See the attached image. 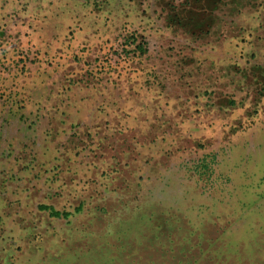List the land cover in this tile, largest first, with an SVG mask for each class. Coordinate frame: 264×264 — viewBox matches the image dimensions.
Wrapping results in <instances>:
<instances>
[{"label": "rangeland", "instance_id": "rangeland-1", "mask_svg": "<svg viewBox=\"0 0 264 264\" xmlns=\"http://www.w3.org/2000/svg\"><path fill=\"white\" fill-rule=\"evenodd\" d=\"M0 264H264V0H0Z\"/></svg>", "mask_w": 264, "mask_h": 264}]
</instances>
